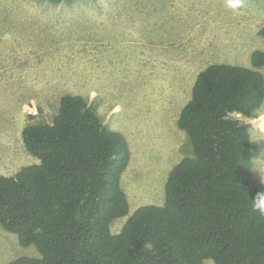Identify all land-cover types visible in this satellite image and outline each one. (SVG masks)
<instances>
[{
	"label": "trees",
	"instance_id": "trees-1",
	"mask_svg": "<svg viewBox=\"0 0 264 264\" xmlns=\"http://www.w3.org/2000/svg\"><path fill=\"white\" fill-rule=\"evenodd\" d=\"M263 66L256 49L250 66L212 63L198 72L176 120L188 154L170 169L163 203L139 206L117 233L111 222L129 212L121 185L129 143L83 95L63 94L50 122L22 129L38 162L0 175V225L41 255L7 264H264L253 141L236 117H255L263 105Z\"/></svg>",
	"mask_w": 264,
	"mask_h": 264
},
{
	"label": "rangeland",
	"instance_id": "rangeland-1",
	"mask_svg": "<svg viewBox=\"0 0 264 264\" xmlns=\"http://www.w3.org/2000/svg\"><path fill=\"white\" fill-rule=\"evenodd\" d=\"M256 49L264 0H0V175L38 162L23 127L50 122L63 94H81L130 146L121 177L129 212L111 222L117 233L139 206L163 203L170 169L188 154L176 120L198 72L250 66ZM236 117L249 124L252 186L264 194V103ZM21 256L41 255L0 225V264Z\"/></svg>",
	"mask_w": 264,
	"mask_h": 264
},
{
	"label": "clouds",
	"instance_id": "clouds-1",
	"mask_svg": "<svg viewBox=\"0 0 264 264\" xmlns=\"http://www.w3.org/2000/svg\"><path fill=\"white\" fill-rule=\"evenodd\" d=\"M260 199L257 201V203L260 205L261 210L264 211V194H258ZM150 247V245H149Z\"/></svg>",
	"mask_w": 264,
	"mask_h": 264
},
{
	"label": "crops",
	"instance_id": "crops-1",
	"mask_svg": "<svg viewBox=\"0 0 264 264\" xmlns=\"http://www.w3.org/2000/svg\"><path fill=\"white\" fill-rule=\"evenodd\" d=\"M194 81H195V79H194ZM194 83V82H193ZM193 85V84H192ZM191 89H192V87H191Z\"/></svg>",
	"mask_w": 264,
	"mask_h": 264
}]
</instances>
